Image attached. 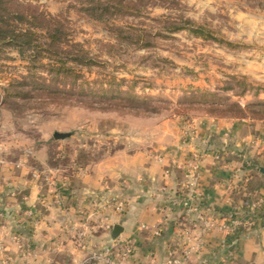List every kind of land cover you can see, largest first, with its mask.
<instances>
[{"label":"rangeland","instance_id":"rangeland-1","mask_svg":"<svg viewBox=\"0 0 264 264\" xmlns=\"http://www.w3.org/2000/svg\"><path fill=\"white\" fill-rule=\"evenodd\" d=\"M263 104L264 0H0V186L10 193L11 169L45 159L31 178L63 208L69 181L93 166L159 146L201 159V122L264 123ZM176 150L151 156L178 161ZM120 187L89 193L93 209L104 214L108 197L126 207Z\"/></svg>","mask_w":264,"mask_h":264},{"label":"crops","instance_id":"crops-1","mask_svg":"<svg viewBox=\"0 0 264 264\" xmlns=\"http://www.w3.org/2000/svg\"><path fill=\"white\" fill-rule=\"evenodd\" d=\"M199 128L198 137L208 144L197 151L203 160L202 186L193 200L200 204L198 213L183 206L172 207L169 199L173 195L190 197L183 189L188 174L184 160L193 152L186 148H144L126 154L120 164L116 155L93 166L86 177L69 181L68 191L62 192L67 196L63 208L51 203L52 189L31 178L33 168L48 167L45 159H35V166L26 164L20 172L11 169L9 177L13 176L16 191L10 193L0 186L5 213L0 219V243L5 246L0 264L5 258L10 259L9 264H81L95 250L113 247L117 255L123 243L133 247L131 264H160L171 253L184 249L185 231L198 233L203 226L200 213L205 220L214 221L215 228L192 264H264V123L210 118ZM168 149L176 150L178 161L153 160L151 155L165 154ZM122 183L127 184L123 213L112 207L104 214L93 209L89 193L116 192ZM38 211L40 222L35 224L38 215L32 217L31 213ZM244 217L234 234L223 231L222 225ZM116 225L123 231L114 238ZM78 232L87 235L86 246L78 239Z\"/></svg>","mask_w":264,"mask_h":264},{"label":"built area","instance_id":"built-area-1","mask_svg":"<svg viewBox=\"0 0 264 264\" xmlns=\"http://www.w3.org/2000/svg\"><path fill=\"white\" fill-rule=\"evenodd\" d=\"M186 164L188 166V174L186 180L183 183V189L189 192L190 197H180L178 195H173L169 197V199L171 200L172 207L183 206L184 208L188 209L190 213H198L200 210V204L194 203L193 200H195L194 198L198 197L202 186V157L201 159L195 158L191 162H187ZM33 176L35 179H38V177L44 178L46 183L52 178L50 174H47V172H39L38 170L36 171V173H34ZM57 198V206L58 208H61L64 204V200L61 199L59 196ZM108 199V205L104 206L105 208H109V206H111L117 213H123L125 211L126 207L123 202H119L116 200V198L112 197H109ZM97 201H99V199H97ZM32 215L33 213H31V216ZM198 219H200L203 223V226L201 227V229H199L198 233L191 235L188 230L185 231L183 238L186 242V245L184 246V249L178 254L171 253L168 258L160 264H192V258L204 249L208 241L209 233H211L215 228V222L212 220H205L204 216L201 213L199 214ZM245 219L246 217H244V219L237 218L236 220H233L228 224L222 225V229L227 235H232L239 229L241 225H243ZM39 222L40 220L37 218L35 224H38ZM105 227L107 229H111L110 225H105ZM77 237L84 246L87 245L88 239L87 235L84 232H78ZM4 249V244L0 243V253L3 252ZM132 253V245L130 243H123L119 250V254H114L113 247L105 248L102 250H95L92 251L88 258L85 260V262L81 264H131L130 260L132 257ZM231 255H233V253H231ZM9 263V258H5L1 261V264Z\"/></svg>","mask_w":264,"mask_h":264},{"label":"trees","instance_id":"trees-1","mask_svg":"<svg viewBox=\"0 0 264 264\" xmlns=\"http://www.w3.org/2000/svg\"><path fill=\"white\" fill-rule=\"evenodd\" d=\"M37 24H39L40 26H42V24H45V22H43V23H41V21L40 22H38ZM49 29V28H48ZM47 29V30H48ZM53 31V32H52ZM51 32L52 33H48L49 35H48V37L50 38V41H54L53 39H56V36H55V33L57 32V30H52ZM47 32H49V31H47ZM4 40V39H3ZM71 60L72 61H82V60H87V59H85L84 57H81V56H79V55H77V56H75L74 57V55H73V57L71 58ZM65 64H66V62H64L63 61V68L64 69H58V71H57V74H60V75H69L70 73H71V69H68L66 66H65ZM5 93H6V95H8V96H16V97H20V98H27V96H26V94H24V93H16V94H14L15 92L14 91H12V90H10V89H5ZM264 105V104H263ZM217 118H229V117H224V116H222V117H217ZM233 118V117H232ZM235 119V118H234ZM237 119H246V118H237Z\"/></svg>","mask_w":264,"mask_h":264},{"label":"water","instance_id":"water-1","mask_svg":"<svg viewBox=\"0 0 264 264\" xmlns=\"http://www.w3.org/2000/svg\"><path fill=\"white\" fill-rule=\"evenodd\" d=\"M69 135L68 134H55V138L56 139H65V138H67ZM263 171V170H262ZM264 172V171H263ZM122 228H121V226H119V225H116L115 227H114V232H113V237L114 238H117V237H119V235L122 233Z\"/></svg>","mask_w":264,"mask_h":264}]
</instances>
